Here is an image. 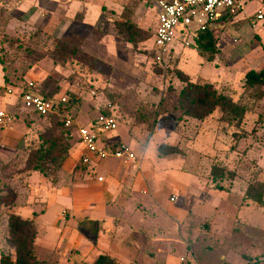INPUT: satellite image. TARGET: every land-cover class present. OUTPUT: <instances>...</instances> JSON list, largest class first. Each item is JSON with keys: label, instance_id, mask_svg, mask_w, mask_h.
<instances>
[{"label": "rangeland", "instance_id": "obj_1", "mask_svg": "<svg viewBox=\"0 0 264 264\" xmlns=\"http://www.w3.org/2000/svg\"><path fill=\"white\" fill-rule=\"evenodd\" d=\"M89 2L106 5L108 20L100 22L99 32L112 36L107 40L112 50L103 59L78 57L61 66L50 53L57 41L81 50L82 31L91 33L82 28L86 9L60 14L55 1L0 0V111L11 117L0 124V195L7 202L0 206V259L15 255L8 223L17 214L36 225L35 254L49 264H86V254L92 260L115 248L130 264L129 245L163 250L177 264L222 262L233 250L231 258L245 261V255L251 257L247 264H264V89L242 87L249 70L264 69V20L255 22L258 12L264 14V0H243L236 22H218L220 54L214 62L179 38L163 64L154 54V0ZM124 12L151 36L136 48L116 33ZM177 69L196 83L224 90L239 101L237 108L231 114L220 107L182 108ZM29 82L43 97L76 99L75 115L85 126L97 109L94 101L111 103L121 142L132 146L135 162L109 157L85 167L77 160L65 170L67 158L53 180L28 170L39 134L52 126L23 108L19 94ZM161 145L174 146L177 153L161 154ZM98 173L107 176L101 184L112 185L107 195L90 190ZM88 219L97 227H78ZM99 235L96 252L91 243L96 245Z\"/></svg>", "mask_w": 264, "mask_h": 264}, {"label": "trees", "instance_id": "obj_2", "mask_svg": "<svg viewBox=\"0 0 264 264\" xmlns=\"http://www.w3.org/2000/svg\"><path fill=\"white\" fill-rule=\"evenodd\" d=\"M236 16L237 15L225 14L218 22L230 21ZM115 29L116 33L134 48H136L139 43L151 38L149 33L147 34L146 31L138 27L132 21V14L130 12L122 13V20L117 21ZM196 41L199 55L206 62L211 63L218 58L220 54L218 39L215 37L212 27H207L205 30L198 32ZM51 52H53L50 53L52 60L61 66H64L68 60L78 57L88 58L89 60L93 58L80 49L62 41H57L54 51ZM0 64L4 66L2 58H0ZM175 78L183 84L178 94V101L179 105L184 109L187 108V110H189V107H196L201 110L207 109L210 110L209 112H213L217 107H220L222 110H226L231 114V110L236 109L239 104V101L235 103L224 90L216 89L210 82H204V84L196 83L191 80L188 74L179 69H177ZM4 80L7 82L6 78ZM242 87H244L245 90L257 88L264 89V69L260 71L254 69L249 70L244 76ZM72 101L73 103L64 105L61 111L75 114V109L77 108L76 99ZM244 112L245 110L242 111V113ZM38 117L45 119L41 116ZM48 120H50L52 126L44 129V131L39 134L40 144L35 149L31 150L27 167L30 171L39 172L43 177L52 179L53 173L61 170L63 162L70 154L74 130L66 128L63 120L59 116H51ZM158 150L161 154L177 153V148L174 146L161 145ZM6 204L5 197L0 195V206ZM87 224H93L97 227V223L91 220L79 222L78 227L86 229ZM97 232V230L93 229L90 233L96 237ZM8 235L9 239L14 244L15 255H2L0 264H49L44 260L38 259L35 254L37 229L33 221L23 219L17 214H11L8 223ZM94 264L117 263L109 256L101 255Z\"/></svg>", "mask_w": 264, "mask_h": 264}, {"label": "built area", "instance_id": "obj_3", "mask_svg": "<svg viewBox=\"0 0 264 264\" xmlns=\"http://www.w3.org/2000/svg\"><path fill=\"white\" fill-rule=\"evenodd\" d=\"M158 11V27L154 36L155 60L163 64L173 49L175 42L182 38L185 45L198 51V32L215 25L225 14L237 15L243 10V0H156ZM264 20V14L258 12L255 22ZM7 93L12 94L9 89ZM94 96L95 93H94ZM23 108L33 114L48 119L59 116L68 129H75L76 120L72 113H64L61 108L73 103L69 97L56 100L46 99L36 93V86L29 82L27 87L21 89L19 94ZM11 117L0 111V124L6 125ZM80 144L85 150L80 163L89 167L95 161L115 158L128 165L135 162L132 146L120 142L115 143L110 150L102 143V136H111L119 130L118 117L111 103L101 109L89 127H77ZM100 182L104 178L98 179ZM175 197H172V202Z\"/></svg>", "mask_w": 264, "mask_h": 264}, {"label": "crops", "instance_id": "obj_4", "mask_svg": "<svg viewBox=\"0 0 264 264\" xmlns=\"http://www.w3.org/2000/svg\"><path fill=\"white\" fill-rule=\"evenodd\" d=\"M51 2L55 1L58 2V6L60 7V10H58L57 12L62 14L65 13L66 11L71 12L72 8H76L74 9L75 11H77V9L81 8V10H83V8L86 9V15L83 19L82 22V28H86L89 29L91 33H85L84 31H82L81 36L83 38L82 43H81V50L87 54H89L90 56L92 55V57L94 56L97 59H103L106 58L109 54V51L113 46L107 43V40L109 41V38H111L112 36H106L105 38H103V35L99 32V25L100 22L102 20L107 21L108 19H106L105 15H104V10L103 7H106V5H100V4H95L94 2H89L90 0H50ZM69 7V9H68ZM241 13L237 14V16L235 17L233 22H236L235 20L237 19V17L240 15ZM109 21H112V19H109ZM218 26H221L220 23H216L215 25L212 26L213 28V33L214 31H216L218 29ZM158 27V11L156 8V29L155 32L157 30ZM216 29V30H215ZM99 34V36H98ZM215 35V34H214ZM96 36V38H100V40L96 41L97 43H94L95 41H91L93 39V37ZM113 40V38L111 39ZM101 41V42H100ZM104 42V43H103ZM85 44L88 47H85ZM109 48V49H106ZM112 50V49H111ZM196 51V50H193ZM50 100H56V99H50ZM99 101H94L93 105L95 109V111H92L88 114V119H90V123H93L98 115V112L103 109L106 105H100L98 103ZM7 106V105H6ZM5 106V107H6ZM10 106V104H8V107ZM84 113V111H81ZM75 116V120H76V127L74 129V146L72 147L71 151H70V156L68 157V160L65 163V170H68L70 164L76 165V161L78 160V162L80 163L81 157L85 154V150L83 148V146L80 144L79 142V138H78V133H77V127H89L91 124H89L88 126H85L84 121L80 118V117H76ZM120 129V128H119ZM118 132V135L115 136V134ZM116 133H114L111 136H107V135H103L102 136V143L108 148V150L111 149V147L113 146V144L115 143H120L121 142V138H120V132L119 130ZM95 173V170H94ZM99 177L105 178L107 176H104L103 174H99ZM93 177V176H92ZM94 179H96L95 177L91 178V181L94 182ZM90 182V190L91 192H93V194L96 196L99 194V192L103 193V195H107L108 191H111V188L108 184L104 183L101 184L98 181L97 178V185H95V183ZM94 184V185H93ZM107 186H106V185ZM111 185V184H110ZM112 186V185H111ZM98 192V193H97ZM90 209V208H89ZM90 212H92L90 210ZM90 220V219H88ZM153 233V232H152ZM118 233L115 234H111V238L116 239V235ZM141 236H144L143 234H141ZM119 238V242H120ZM97 242L96 245L91 243L92 246V250L95 249L96 252H99V248H98V244H100L102 242V236H98L96 238ZM157 241V239L155 240ZM90 244V243H88ZM120 247H124L125 244H123L122 242L118 243ZM107 245V244H106ZM132 245V244H131ZM97 246V249H96ZM108 246V245H107ZM129 248V252H131V256L130 259L133 261H130V264H177L175 263V259L170 260L167 258V256H164L162 252H164L163 250H157V251H151V253L146 250L143 249V247H137V246H132L130 247L127 246ZM117 248L113 249V252H109L108 251V255L112 260H114L117 264H125V257L120 255L117 251ZM89 252V251H88ZM233 251L228 252L227 254H225L223 256L222 262H216L210 261V264H247L248 262L251 261V257L250 256H245L243 255V257L245 258V261H240L234 257L231 258L230 254H233ZM84 255V254H83ZM101 255H106L105 253H98L97 257H94L91 259H88L89 254H86V264H94L97 259L101 256ZM239 255V254H238ZM171 257V256H170ZM234 258V259H233ZM88 259V260H87ZM200 264H206V262H199Z\"/></svg>", "mask_w": 264, "mask_h": 264}]
</instances>
